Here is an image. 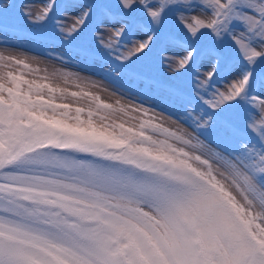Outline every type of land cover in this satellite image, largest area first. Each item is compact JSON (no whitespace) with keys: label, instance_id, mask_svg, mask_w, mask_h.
Masks as SVG:
<instances>
[{"label":"snow or ice","instance_id":"obj_1","mask_svg":"<svg viewBox=\"0 0 264 264\" xmlns=\"http://www.w3.org/2000/svg\"><path fill=\"white\" fill-rule=\"evenodd\" d=\"M9 36L135 92L0 55V264H264V0L0 2Z\"/></svg>","mask_w":264,"mask_h":264},{"label":"rangeland","instance_id":"obj_2","mask_svg":"<svg viewBox=\"0 0 264 264\" xmlns=\"http://www.w3.org/2000/svg\"><path fill=\"white\" fill-rule=\"evenodd\" d=\"M0 2H14L17 4L28 5L31 10L36 13L42 10L44 0H0ZM71 23L72 21L70 18L64 20L65 27L70 26ZM22 28L24 32L38 30L33 25L28 24L26 21L22 24ZM39 31H42L46 34L49 30L43 29ZM4 39V37H0V41H3ZM131 46L132 44L129 42L127 47ZM62 50L63 49L60 48L54 41L50 40L38 43L34 40L25 39L23 37L14 38L9 36L7 37V43L0 42V55L27 56L32 67L40 70L37 73V76H43L45 72L52 73L54 71L77 72L81 76L87 77L90 80L98 81L101 84V88L93 89V91L99 92L101 99L106 102L115 104L116 101L119 100L121 103H127L129 99L134 98L135 90H133V94H130L125 88H120L115 84L110 83L109 79L105 77L104 73L99 70V64H81L79 66H75L74 64L64 63L56 59L55 56ZM49 53H52V55H49ZM57 82L61 83V86H64L61 81ZM218 86L223 88L224 85L221 84ZM68 87L72 86L68 85ZM72 90L76 89L73 88ZM136 102L138 103L139 101L137 100ZM146 103H151V101ZM161 107L165 108L167 112H171L173 114V118H175L178 114L177 109L174 107L167 105H161ZM181 124H183L184 127H188V124L184 123L183 120L181 121Z\"/></svg>","mask_w":264,"mask_h":264}]
</instances>
